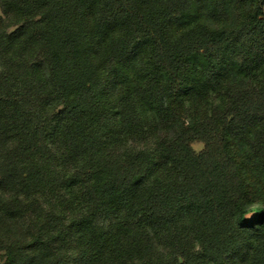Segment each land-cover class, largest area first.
Wrapping results in <instances>:
<instances>
[{"label": "trees", "instance_id": "1", "mask_svg": "<svg viewBox=\"0 0 264 264\" xmlns=\"http://www.w3.org/2000/svg\"><path fill=\"white\" fill-rule=\"evenodd\" d=\"M0 255L264 264V0H0Z\"/></svg>", "mask_w": 264, "mask_h": 264}, {"label": "rangeland", "instance_id": "2", "mask_svg": "<svg viewBox=\"0 0 264 264\" xmlns=\"http://www.w3.org/2000/svg\"><path fill=\"white\" fill-rule=\"evenodd\" d=\"M191 144L194 150L196 151L200 150L203 147V143L201 141H193ZM2 263H3V258L0 255V264Z\"/></svg>", "mask_w": 264, "mask_h": 264}]
</instances>
